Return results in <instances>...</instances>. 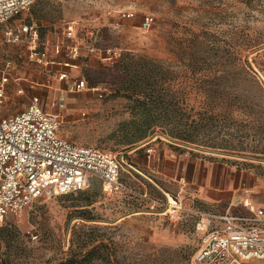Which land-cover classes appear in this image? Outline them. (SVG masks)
Segmentation results:
<instances>
[{"label": "rangeland", "instance_id": "obj_1", "mask_svg": "<svg viewBox=\"0 0 264 264\" xmlns=\"http://www.w3.org/2000/svg\"><path fill=\"white\" fill-rule=\"evenodd\" d=\"M123 11L135 17L121 18ZM148 15L154 20L144 28ZM16 22L37 29L42 62L29 58V40H5ZM70 22L98 54L70 60L57 48ZM4 70L11 75L4 115L39 96L74 144L125 153L136 167L151 150V168L138 169L154 182L132 173L124 175L127 192L109 195L94 178L81 191L41 196L0 227V264H70L94 246L99 257L86 264H192L203 235L196 225L208 220L200 213L224 212L232 201L202 207L194 190L164 176L167 165H228L242 174L239 193L264 194V0H36L0 24ZM63 72L68 79H59ZM76 79L88 87L70 92ZM143 98L147 116L137 108Z\"/></svg>", "mask_w": 264, "mask_h": 264}, {"label": "built area", "instance_id": "obj_2", "mask_svg": "<svg viewBox=\"0 0 264 264\" xmlns=\"http://www.w3.org/2000/svg\"><path fill=\"white\" fill-rule=\"evenodd\" d=\"M36 0H0V24L13 21L29 13ZM123 19H132L135 13H119ZM145 16L144 28L153 23ZM78 25L67 24L65 35L57 48L65 51L70 60L99 49L84 46L78 41ZM7 42L19 44L29 40V58L42 62L47 53L37 51L38 31L32 25L15 24L4 32ZM102 52V51H101ZM106 57L116 60V49L103 50ZM60 80L68 79L63 72ZM11 75L0 72V226L9 216L20 217L30 205L45 194H68L87 188L91 178L101 182L105 193L129 191L121 180L123 172L136 171L125 153L114 154L74 144L59 134V114L48 112L39 96H33L29 105L14 115H4L7 89ZM88 87L83 79L72 82L70 92H81ZM18 93H23L22 89ZM63 99L59 105L64 107ZM85 115V114H84ZM152 151L148 150L150 155ZM175 203V202H174ZM253 216L226 213L208 215L207 223H197L203 233L192 264H264V204L254 210ZM37 237V236H33Z\"/></svg>", "mask_w": 264, "mask_h": 264}, {"label": "crops", "instance_id": "obj_3", "mask_svg": "<svg viewBox=\"0 0 264 264\" xmlns=\"http://www.w3.org/2000/svg\"><path fill=\"white\" fill-rule=\"evenodd\" d=\"M16 24L18 23L16 22ZM14 82H18V80H14ZM31 83L32 82H30V84ZM7 98H8V89H7ZM16 113H18V111H13L10 115H14ZM151 158L152 155H148V156L144 155L137 158L138 167L143 170L151 168ZM170 161H175V160H170ZM186 161L187 163L184 164L178 163V167L176 168L167 165L168 168H166L165 172H163L164 176H166V178L168 179H176L181 190H184L185 188L194 190V194H193L194 200L196 199L195 201L200 203L202 207L209 205H216L217 207L220 208V205L222 203L226 201H232L231 203L228 204L226 211L219 212L218 214H213L212 216H222L226 213H234V214L238 213L247 216H253V213L250 212V209L252 208L256 210L263 206L264 194L262 197H257L256 199H253L250 196L249 192L246 195L239 193L240 182H243V177L240 171L235 170L229 167L228 165L208 163L203 160H196V161L186 160ZM188 161H190L191 166L188 165ZM129 162L132 164V166L135 168L136 171L134 172L130 171L128 173L123 172L121 174V180L123 182H125L124 175L132 176L133 175L132 173H137L142 177L146 178L149 182H154L153 180L148 178L147 175L142 173L138 169V167H136L135 163L134 166L132 160ZM94 178H91V180ZM155 185L166 196L169 195V193L167 192L172 191V188H169L167 191L165 189H162L160 185L158 184ZM243 186H246L245 183H243ZM259 190L260 189L254 188L251 191H253V193H258ZM244 201L251 205L252 204L254 205L250 206L249 208H244L245 206L242 205ZM201 214L209 215V213L206 212L200 213V215ZM196 229L197 231H199L197 225H196Z\"/></svg>", "mask_w": 264, "mask_h": 264}, {"label": "trees", "instance_id": "obj_4", "mask_svg": "<svg viewBox=\"0 0 264 264\" xmlns=\"http://www.w3.org/2000/svg\"><path fill=\"white\" fill-rule=\"evenodd\" d=\"M136 103H137V108L139 110H141L140 113L147 116L149 114V112L151 111V109L148 106L149 102H148L147 98H143L142 100H137ZM148 126H151V124H149ZM146 137H147V135L143 134V135L139 136L136 139V141L143 140ZM76 192H78V191H76ZM3 224L1 226H3ZM99 254H100V246H94L92 249L87 250L85 253L80 251V253L76 256L75 259L72 260V262L70 264H86L87 262L91 261L95 257L98 258Z\"/></svg>", "mask_w": 264, "mask_h": 264}, {"label": "bare ground", "instance_id": "obj_5", "mask_svg": "<svg viewBox=\"0 0 264 264\" xmlns=\"http://www.w3.org/2000/svg\"><path fill=\"white\" fill-rule=\"evenodd\" d=\"M169 199L173 202V200L169 197Z\"/></svg>", "mask_w": 264, "mask_h": 264}]
</instances>
